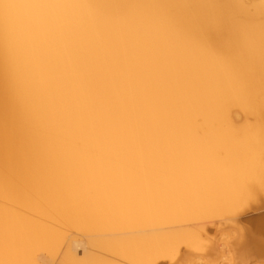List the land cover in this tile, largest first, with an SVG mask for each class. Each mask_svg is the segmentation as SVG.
<instances>
[{
    "label": "bare ground",
    "instance_id": "1",
    "mask_svg": "<svg viewBox=\"0 0 264 264\" xmlns=\"http://www.w3.org/2000/svg\"><path fill=\"white\" fill-rule=\"evenodd\" d=\"M210 220L264 264V0H0V264L54 226L101 253L59 264H159Z\"/></svg>",
    "mask_w": 264,
    "mask_h": 264
},
{
    "label": "rangeland",
    "instance_id": "2",
    "mask_svg": "<svg viewBox=\"0 0 264 264\" xmlns=\"http://www.w3.org/2000/svg\"><path fill=\"white\" fill-rule=\"evenodd\" d=\"M206 225H207V230L206 231H204L203 233H201V235H202V237L201 238H203L204 240H202V241H204V242H202L204 245H202L201 247L203 248V250H201V253H200V251H198V250H196V254L194 253V250H192L190 247H186V249L184 248V247H181L180 246V249L178 250V253L180 254H178V256H177V258L176 257H173L175 260H173L172 258V261H171V259H167V258H164L165 260L164 261H160L159 262V264H220V263H225V260H224V258H222V251L224 252L225 251V245H223L224 244V242H223V239L226 237V234H228V233H230L229 232V230L226 228V227H224V226H221L220 228V231H217V228L216 227H214L213 226V221L212 220H210V221H207V223H206ZM55 230H57V231H59L60 232V234L62 235V236H65V232H67L66 234H69V236L70 237H72V236H78V238H80L82 241L84 240L85 241V237H83V236H80V233H77L76 231H73V230H70V229H68L67 227H65V226H54L53 227ZM70 232V233H69ZM63 233H64V235H63ZM69 236H67L66 235V239L69 237ZM73 237V239H75L76 240V237ZM65 238V237H64ZM66 239H65V242H64V246H61L62 245V243H61V247L59 248V247H57L58 249H61V250H59L60 252L62 251H66V246H67V241H66ZM80 239H77L76 241L78 242L77 243V245L74 247L75 249L73 250L74 251V253H76L77 251V254H75L76 255V257L77 258H80V259H82V258H84V256H85V253L87 252V250L89 249L90 250V252H97V251H92L91 250V248H88L87 246V244H85V242H82V241H80ZM83 244V245H82ZM217 244H218V246H217ZM82 245V246H81ZM85 245H87L86 247H85ZM78 246V247H77ZM80 247V248H79ZM82 247H83V249H82ZM205 247V248H204ZM214 247H219L218 248V250L217 249H215ZM182 248V249H181ZM185 250H184V249ZM65 249V250H64ZM86 249V250H85ZM188 249V250H187ZM221 249H223V250H221ZM89 250H88V252L87 253H89ZM190 250V251H189ZM84 251V252H83ZM86 251V252H85ZM182 251H184V252H182ZM191 251H193L192 253H190ZM197 251L199 252L198 254H197ZM41 252H43V251H41ZM61 252V254H59V257L57 256V254H56V256L57 257H55V258H51V259H54V261L56 262H54L53 260H51L50 259V255L48 254V256L46 255L47 254V252L46 253H40V256H38V260H37V263L38 264H52V262H53V264H59V262H60V260H61V258L63 257L62 255H64V252L62 253ZM98 254H100L101 255V253L100 252H97ZM186 253V254H185ZM45 254V255H44ZM39 255V254H38ZM41 255H42V257H41ZM55 256V254L53 255V256H51V257H54ZM61 256V257H60ZM186 256V257H185ZM41 257V258H40ZM46 257H47V259H46ZM58 259V260H57ZM57 260V261H56ZM221 261H223V262H221ZM47 262V263H46ZM260 262V259L259 260H246V261H237V262H235L234 264H260L259 263ZM226 264V263H225Z\"/></svg>",
    "mask_w": 264,
    "mask_h": 264
}]
</instances>
